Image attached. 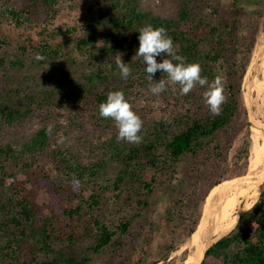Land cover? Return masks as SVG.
Segmentation results:
<instances>
[{
	"label": "trees",
	"instance_id": "trees-1",
	"mask_svg": "<svg viewBox=\"0 0 264 264\" xmlns=\"http://www.w3.org/2000/svg\"><path fill=\"white\" fill-rule=\"evenodd\" d=\"M62 2L0 0V26L9 22L21 28L44 15L54 18ZM96 5L81 26L84 33L74 39L73 54L65 51V42L55 39L74 28L50 31L39 43L15 48L14 68H49L41 82L21 88L8 84L0 92V264H90L92 255L115 246V238L128 234L150 206L157 173L177 166L186 154L199 155L243 105L237 81L236 9L211 7V14H194L185 3L176 18H166L142 10L139 0H99ZM148 24L163 27L176 54L198 63L202 77L209 82L218 79L225 99L214 115L203 98L206 86L197 84L180 95L179 85L157 71L154 81L168 83L181 106L170 117L143 123L142 139L133 144L118 141L115 122L99 118L97 110L109 91H122L129 103L136 88L150 86L141 58L135 57L138 30ZM10 41L0 35V46H11ZM37 54L42 59L37 60ZM115 55L131 69L126 80ZM163 58L171 59L157 57V62ZM224 70L227 77L222 81ZM85 101L94 104L93 128L78 123L77 112ZM55 107L69 111L62 114L68 124L54 120L62 116L52 113ZM37 110L49 114L28 140H1L7 127L30 122ZM249 144L248 139L246 170ZM41 190L49 195L47 212L36 201ZM232 191L223 193L226 200ZM258 197L235 227L208 248L202 264H264V184ZM111 202L141 209L116 219L103 209ZM219 202L218 194L213 206Z\"/></svg>",
	"mask_w": 264,
	"mask_h": 264
},
{
	"label": "rangeland",
	"instance_id": "rangeland-1",
	"mask_svg": "<svg viewBox=\"0 0 264 264\" xmlns=\"http://www.w3.org/2000/svg\"><path fill=\"white\" fill-rule=\"evenodd\" d=\"M98 1L63 0L61 10L54 18L49 19L44 15L42 19L37 18L36 21L33 20L21 28L9 22L2 24L0 35L7 36L12 45L8 47L0 46V92H3L8 84L9 88H21L20 86H32L37 82H41L44 80L46 70L49 68V66L35 67L31 64L22 69L14 68L11 60L16 54L15 48L18 44L39 43L50 31L56 32L60 29L65 31L67 28H74V32L72 31V33L66 35L61 34L55 39L56 41L65 42V51L73 54L74 39L84 33L81 26L95 11ZM139 1L142 10L166 18H176L185 3L189 5L194 14L199 12L203 15L211 14V7L217 8L218 11L224 9L229 12L236 9L238 11L237 65L239 68L237 81L240 82V85L242 84L252 51L255 49L254 46L255 44L257 46L258 42L264 38L258 39L264 31V0ZM257 58L256 56L253 63L257 61ZM226 77L224 70L222 81H225ZM259 79H261V76ZM165 85V91L159 95L152 94L149 90L150 86L146 88L138 87L133 91L129 104L143 123H149L152 119L170 117L175 114V108H180L181 102L179 103L175 95L170 93L171 86L166 82ZM242 101L243 105H240L239 112L235 115L233 121L218 132L214 141L207 148H204L199 155L186 154L177 166L157 173L159 183L154 187L150 206L134 220L128 234L115 238V246H109L100 254L92 255L90 264L184 263L194 248L191 246V238L195 229L207 216L214 212L217 206L220 209L219 212L210 216L206 227L208 230L212 228L213 222L220 217L227 201L223 192L233 188L247 174V152L244 149L251 134L249 120L254 113L253 109L257 99H255V93L252 96H247L246 84ZM261 101L260 99L259 102ZM93 109V103H87V101L82 103L77 112L78 123L86 122L88 127L93 128ZM51 111L54 115L58 113L64 115L69 112L56 107L52 108ZM48 114L42 110H37L30 122L18 128L7 127L1 140H28L44 124ZM63 115L55 116L54 120L68 124ZM76 129L78 130V127ZM109 166L108 170L111 172L110 168H113V166L111 164ZM248 166L250 167L249 164ZM243 185H246V177L230 195L235 193L240 188L239 186ZM218 194L220 202L214 207V200ZM250 194L251 190L243 196L240 204L231 210L232 217L239 213L236 210ZM259 194L260 190L257 188L254 203L259 199ZM36 201L44 209V212H47V205L50 201L48 193L44 190L39 191ZM103 209L109 217L117 219L137 214L141 208L137 204L120 203V205L115 206L111 202ZM218 238L214 236L210 242H216L221 237ZM205 245H203V250L207 248ZM212 262H209V264H213Z\"/></svg>",
	"mask_w": 264,
	"mask_h": 264
},
{
	"label": "clouds",
	"instance_id": "clouds-1",
	"mask_svg": "<svg viewBox=\"0 0 264 264\" xmlns=\"http://www.w3.org/2000/svg\"><path fill=\"white\" fill-rule=\"evenodd\" d=\"M139 47L135 57H140L144 65V71L150 81V92L159 95L165 91L166 85L163 79L155 82L153 77L160 71L166 73L168 81L172 85H179V94L187 95L195 85L206 86L203 98L212 114L218 115L220 105L224 102L220 81L209 82L206 77L201 76V67L196 62H186V60L176 54L172 38L168 36L163 27H154L151 24L141 27L139 30ZM157 57L163 58L157 62ZM37 60L42 57L37 54ZM175 61V63H174ZM116 66L120 69L122 79H127L131 75L128 63H124L121 55H115ZM97 114L99 118L111 119L115 122L118 130L117 140L138 144L142 137L141 132L143 121L132 110L122 91H109L106 100L98 105ZM51 131V126H49Z\"/></svg>",
	"mask_w": 264,
	"mask_h": 264
},
{
	"label": "bare ground",
	"instance_id": "bare-ground-1",
	"mask_svg": "<svg viewBox=\"0 0 264 264\" xmlns=\"http://www.w3.org/2000/svg\"><path fill=\"white\" fill-rule=\"evenodd\" d=\"M256 56L258 57L257 61L253 63ZM260 76L261 79H259ZM243 82L244 87L246 84L247 96H252V94L255 93V99H257V102L255 103L253 109L254 113L252 115V118L249 120V128L251 134L249 136L250 152L248 157L250 161V167L248 166L246 176H244L235 186H233V188L225 192L235 190L236 188L234 187L239 184L241 185L245 177L246 185L239 186L240 188L236 190L235 193L227 197V201L225 202L221 215L213 222L212 228L208 230V228L206 227L208 225L210 216L219 212L220 209L217 206L215 207L214 212L207 216L203 220V222L195 229L191 238V246H193L194 248L183 264L200 263L204 251L206 250H203V245L206 244L205 246H207L208 248V246L214 242H210L212 237L215 236L216 238H220L233 228L237 220H239L240 215L255 204L254 199L256 196L257 188L260 190V187L264 181V38L258 42L257 46L253 50L251 61L248 65V72ZM242 95H244V91L242 92ZM260 99L262 100L261 102H259ZM250 190V196L245 198V200L242 202V205L236 210L239 213L232 217L231 210L240 204L243 196H245V194ZM199 254L200 258L198 257Z\"/></svg>",
	"mask_w": 264,
	"mask_h": 264
},
{
	"label": "water",
	"instance_id": "water-1",
	"mask_svg": "<svg viewBox=\"0 0 264 264\" xmlns=\"http://www.w3.org/2000/svg\"><path fill=\"white\" fill-rule=\"evenodd\" d=\"M262 37H264V31L261 33V35H260V37H259L258 39H261ZM255 46H256V44H255ZM255 46H254V48H255ZM253 50H254V49H253ZM252 54H253V51H252ZM251 56H252V55H251ZM250 61H251V58H250ZM250 61H249V63H250ZM247 72H248V67H247L246 72H245V74H244L243 80L245 79V76H246ZM243 80H242V84H241V93L244 91V82H243ZM249 123H250V122H249ZM263 184H264V182H263ZM263 184L261 185V187L263 186ZM261 187H260V188H261ZM217 241H218V240H217ZM214 243H215V242H214ZM214 243H212L211 245H209L208 248L211 247ZM208 248H206V250L204 251L203 257L201 258V261H200L199 264H202V263H203Z\"/></svg>",
	"mask_w": 264,
	"mask_h": 264
}]
</instances>
